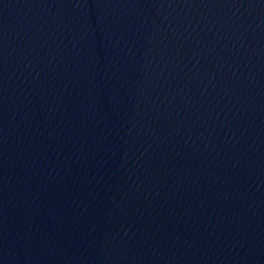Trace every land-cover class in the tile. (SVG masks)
<instances>
[{
  "label": "water",
  "instance_id": "95a60500",
  "mask_svg": "<svg viewBox=\"0 0 264 264\" xmlns=\"http://www.w3.org/2000/svg\"><path fill=\"white\" fill-rule=\"evenodd\" d=\"M0 264H264V0H0Z\"/></svg>",
  "mask_w": 264,
  "mask_h": 264
}]
</instances>
